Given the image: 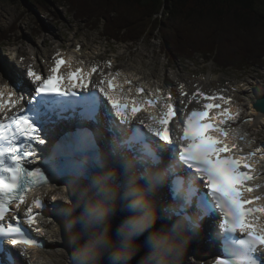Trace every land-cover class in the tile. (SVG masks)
<instances>
[{
  "label": "snow or ice",
  "instance_id": "snow-or-ice-1",
  "mask_svg": "<svg viewBox=\"0 0 264 264\" xmlns=\"http://www.w3.org/2000/svg\"><path fill=\"white\" fill-rule=\"evenodd\" d=\"M66 64L69 70L64 73L61 68ZM106 64L111 69V61ZM97 70V66L90 70L81 67L72 70L70 60L56 58L47 76L31 65L15 80L4 73L5 83L0 84V252L11 253L5 248V241L13 248L24 249L20 256H27V248L41 246L21 225L40 231L36 220L39 213L33 209H43L45 205L38 197L28 202L26 194L51 186L59 171L82 178L90 183L95 195L109 202L115 198V188L108 184L118 182L123 193L121 207L128 197H141L128 207H138L144 214L126 221L119 230L115 225L121 217L114 216L113 238L103 241L109 250L114 247L123 250L118 257H126L129 249L140 246L136 241L140 232L145 228L153 231L151 207L130 176V169L135 165L143 169L141 176L148 182L149 191L161 185L156 193L157 206L164 213L181 218L173 230L182 226L199 238L202 217L219 220L218 230L208 233V238L219 245L214 264H264V184L253 183L262 174L254 165L264 161V146L245 151L251 148L254 139H248L247 132L241 134L233 127L239 118V109L230 110L232 98L224 96L223 90L208 94L199 87L189 94L180 84L183 109H178L172 93L162 96L160 89L144 93L142 86H131L127 77L124 85L130 87L125 91L124 85L116 83L122 75L120 71L105 74L101 70V79L95 83L91 77ZM133 90L142 98H133L130 95ZM82 101L86 103L82 105ZM193 102L199 107L189 110ZM78 107L83 109L79 112L80 119L94 122L97 132L79 127L48 148L49 137L53 135L49 126L60 120H71V116L64 114L71 110L75 116ZM181 111L183 115H178ZM101 112L107 118V133L113 139L103 131ZM139 112H146L147 118L138 117ZM244 123L252 121L247 119ZM98 141L106 152L98 148ZM64 146L70 147L73 155L87 158V171L85 160L73 161L70 165L55 164L58 154L67 156L62 151ZM45 149L48 154L41 156L40 165L29 167ZM126 151L135 153L133 161L126 159ZM109 168L118 172L113 174L107 171ZM152 169L156 170L154 175L150 172ZM182 174L186 179L180 178ZM166 178L170 195L177 201L174 208H165ZM193 196L196 211L192 210ZM60 198L64 197L60 195ZM56 199L57 196H52V200ZM87 215L101 220L104 213L90 209ZM79 237L87 243L78 257H73V264H89L88 258L94 254L98 239L92 238L88 219L81 218ZM149 242L158 246L154 237ZM9 260L10 264H17L14 257L10 256ZM107 264H125V261L114 259Z\"/></svg>",
  "mask_w": 264,
  "mask_h": 264
},
{
  "label": "trees",
  "instance_id": "trees-1",
  "mask_svg": "<svg viewBox=\"0 0 264 264\" xmlns=\"http://www.w3.org/2000/svg\"><path fill=\"white\" fill-rule=\"evenodd\" d=\"M51 15L65 6L108 41L136 44L159 35L170 61L201 58L218 68L264 67V0H9ZM0 28V47L14 31Z\"/></svg>",
  "mask_w": 264,
  "mask_h": 264
},
{
  "label": "rangeland",
  "instance_id": "rangeland-1",
  "mask_svg": "<svg viewBox=\"0 0 264 264\" xmlns=\"http://www.w3.org/2000/svg\"><path fill=\"white\" fill-rule=\"evenodd\" d=\"M258 10L264 14V2L259 5ZM86 22L75 18L71 11H69L65 6H55L51 11V15L47 16L46 14L42 15L37 13V11H35L33 8L20 2L12 3L9 0H0V28L11 30L13 25L17 26V29L14 31L13 36L8 43L10 45V49L21 48L22 50H24V56H26L27 58L40 59V57H42L43 61H45V58H47V56L51 57V55L55 53L56 48L59 45H62L61 42H63L65 45L68 43L72 48L73 44L77 43L78 41H82L87 43V50L90 49V52L95 51V53H98L97 60H100L101 62L106 59L111 60L112 58H116V64H118V67H120V69L132 72L133 68L136 67L139 69L140 73H144L147 76L150 74V77L151 74H153V77H157L160 74L163 75L164 73H166L169 76L170 82H174V89L179 88L180 76L184 78L186 77V79H189L191 81H196L202 75L209 76L213 74L212 77L210 76V79H213V77H217V82L213 84V90L215 89V91H219L221 88H226L228 84H232L233 82H244L245 80L251 81L256 77L257 74H259L260 76V83H264V68H250L241 71H238L236 69L226 70L218 68L214 65L213 62L203 60L199 57L193 61H170L160 45L161 42L159 39V35H157V38L153 40L144 39L143 41L136 44L125 43L122 41L123 38L118 41H108L104 37H102V29L92 30L93 28L90 27L91 24L87 25ZM44 40L50 41L52 43V46L48 45L49 47H45L43 43ZM90 52L87 51V53ZM6 54L7 52L5 50V55ZM91 56L92 55L90 53L89 57ZM89 59L88 57L85 58L86 61H88ZM97 60H90V63H93ZM1 61L6 63L4 56H2L0 52V62ZM141 61L143 63L140 65L143 67L139 65ZM167 85L169 86V83H167ZM244 95L245 94L240 95L239 98L245 105L247 98ZM256 131H258L260 137L264 140V129H259ZM76 195L77 194L73 192L72 194H70L69 200L66 203H62V205H64L66 209V216L64 215L66 219L62 220V225L64 229L70 232V234L74 233L72 227L73 224H75V221H71V217H73L76 222L81 223V220L78 219V215L83 212V210L81 209V204L77 203L79 201L73 202V197H75ZM130 205L131 204L127 203L125 205V210H128L129 208L130 211L131 207H128ZM126 215H129V220L133 218L130 212H128ZM136 217L138 216L136 215ZM59 227L54 229L56 230ZM75 228L79 229L77 225L75 226ZM147 230L148 229L145 228L142 233L148 235L146 234ZM76 234H78L77 240L81 242V245L67 246L69 256L66 260H63L62 264H69V261L73 257H78L81 249L87 243V241L80 240L79 233ZM150 235L153 236V234ZM63 239L66 240V238H62V240ZM139 245H141V247H144L143 249L149 248L147 241H145L144 243L140 242ZM115 248L116 247L111 248V250L109 251V258H105L104 256L103 258H101L93 254L88 258L89 264H107L108 261L120 259V257L117 256L118 253ZM174 248H177L178 250L181 248L180 244L177 243V241ZM150 252L152 254L158 252V264H161V262L165 263L163 260L164 257L162 256L168 252L167 250L157 251L155 250V247H151ZM129 255L131 254H128L127 257ZM184 260L187 259H184V256H182L178 260L174 261V264H181V261L184 262ZM136 264H146V260L140 259L136 262Z\"/></svg>",
  "mask_w": 264,
  "mask_h": 264
},
{
  "label": "bare ground",
  "instance_id": "bare-ground-1",
  "mask_svg": "<svg viewBox=\"0 0 264 264\" xmlns=\"http://www.w3.org/2000/svg\"><path fill=\"white\" fill-rule=\"evenodd\" d=\"M43 43H44L45 47H47L48 45L52 46V43L50 41H48V40H44ZM77 44H79V43H75L72 46V52H73V49L75 48V46ZM60 46L61 45H59L56 48V51H55L54 54H56L60 50H62L60 48ZM19 50H20L19 52L24 53L21 48ZM86 51H87V48L84 47V44H83V47H82V50H81V54L82 55L86 54ZM90 53L92 55L91 57H89ZM90 53L87 55L88 59L90 58L88 61L97 60L98 53H95V51H91ZM77 55H78V53H77ZM50 60H51V57L47 56V58H45L44 65L39 64L38 62H30V63H31V66L33 67V69L35 71L39 72V70H40L42 72L43 71L47 72V71H49V68L52 66L51 65L49 67L48 63H51ZM69 60L74 64V67H76L77 63L80 66H84V67H87V68H91L92 66H100L101 70L105 74H107L109 72L107 70V67H106V62L107 61H105V62H103L101 64H99V62L95 61L94 64L91 63L90 65H88L86 62H83V64H81L79 61H77L76 59L72 58L71 56L69 57ZM30 63H28V64H30ZM142 63L143 62L141 61L139 63V65L142 64ZM115 67L116 68L114 70H112L111 72L114 73L116 71L122 70L120 72L122 74H128V76H129L130 80H132V82H137V81L143 82V83L149 82L152 85H158L159 89H161L160 84H163V86H167L168 88H171L172 90H174L173 89L174 82H170L169 76L166 73H164L163 75L160 74L157 77H153V74H151V77H150L149 76L150 74L147 76L144 73H140L139 69L136 68V67L133 68L132 72H129V71L124 70V69H120V67L118 68L117 64H115ZM141 67H143V66H141ZM4 68L10 74L15 73L8 67H4ZM15 69H17V68L15 67ZM97 77L101 78L100 72H98ZM0 81H2V80L0 79ZM166 82L169 83V86L167 85ZM215 82H217V80L215 81V79H210V75H209V78H206L205 82H200V83L197 80L196 81H191L189 79H186V77L185 78L182 77V76L179 77V85L183 84L185 86L186 91L189 94L194 92L196 87H199L201 85H203L204 87L213 88V84ZM195 85H197V86L194 88ZM244 86H246V87H242V88H240V86H234V87L239 88V90H240L239 95L245 94L244 96L247 97V101H248V103H247V111L248 112L246 113L245 118L254 117V122H253V124L240 125L239 128L244 133L245 132H247V133L248 132H252V131H255V130H259V129H264V115L261 114L260 112L256 111L253 108L255 100L259 96L264 94V83L261 84L260 81L254 80V81L248 82ZM179 91L180 90L177 91V95L179 96V100L178 101L180 103L181 97H180ZM175 92H176V90H175ZM207 93H210V92H207ZM210 94H212V93H210ZM243 101H245V100H243ZM193 107H196V103L195 102H193L191 105H189V110L191 108H193ZM239 110L242 111V106L241 105H239ZM233 127H236V125L233 124ZM104 133H105V135L108 136L109 139H113V137L109 136L105 131H104ZM106 151H107V149L105 148V152ZM128 159H130V156H128ZM113 170L118 171L117 169H113ZM263 179H264V177H263ZM67 184L68 183H62L61 188H57L55 190H51L50 192L49 191H41L39 193V195L42 196V197H45V198H51L52 196L55 195V196H57V205H58L57 207H65L64 205H62L64 198L61 199L60 195L66 196L68 194H72V192L68 188ZM86 184H87V182L83 183V185H86ZM261 184H264V180L261 181ZM87 185H89V187H91L90 183H88ZM134 186L141 190L142 198H143V200L145 202L148 203V205H150L153 217L156 218L157 220H159L161 223H163L164 222V220H163L164 215H162V213L160 211L161 209L157 206V203H156V193L159 192V190L161 188V185H156L152 189V191H149L148 187H146L141 182H138L137 180L134 179ZM163 187H164V185H163ZM62 189H63V192L61 193ZM132 197H134V196H132ZM135 197H137V199H141L140 196H135ZM73 198H74L73 202L79 201L78 195H76ZM81 199H82V197H80V200ZM128 199H129V197L127 198V201H128ZM127 201H123V204L126 205ZM77 203L81 204V209L83 210V212L78 215L79 216L78 219H80V220H81V218L88 219L90 228H91L92 233H93V237L92 238L93 239H98V242H97V244L95 246L94 254L99 256V257H101V258H103V256L105 258H109L110 257V254H109L110 250L106 247V245H105V243L103 241L104 240L110 241L113 238V228H114L113 217L114 216H120L121 217L120 220H119V224L115 225L117 230L122 228L124 223L129 220V217H128L129 215H126L129 212V208H128V210H125V206L124 207L120 206L121 203H122L121 198L115 202L116 206L114 208H113V206H111L109 204L102 203V202L97 203L96 201L91 202V204L90 203L89 204H83V202H77ZM193 203H195V198H193ZM90 209L102 210L103 213H104L103 219L94 220V219L88 217L87 213H88V211ZM124 213H126V214H124ZM121 214H123V215H121ZM71 218H72L71 221H75V224H73V227H72V230H74V233H71V234H70V232L68 230L64 229L63 226H61V227H59L58 229L55 230L54 229L55 227L52 228V227L48 226L45 223V221L43 220L42 221L43 232H44L43 233V238L46 240V247H45V249L43 251L32 250L31 255L36 257L38 260H42L43 261L42 264H62L63 260H66L67 257L69 256L68 255L69 251L67 250V246H79V245H81V242H78V240H77L78 239V234H76V233H79V231H80V224L81 223L76 222V220H74L73 217H71ZM76 225H77V227L79 229L75 228ZM96 226H98L101 229V231L103 229V231L105 233H102L101 231H99V228H97ZM166 228H168V227H166ZM174 234L175 233L172 231L171 227L168 228L166 234H163V237H164L163 239L165 241V244L170 249H176V248H174V246H176V239H178V238ZM152 237L153 236H151L150 234L145 235V233L140 232L139 235L136 237V241L138 243H140V242L144 243L145 241H147L148 245H149L150 238H152ZM189 237L192 238V236H189ZM62 238H66V240H64V239L62 240ZM99 238H102V239H99ZM184 238L187 239V237H184ZM67 239H69V240H67ZM186 245H191V244L188 243ZM192 245H194L197 250L202 251V252H194L193 253L192 251H190L191 246H186V247H183V248L181 247L178 251L180 253H182L183 255H185V254L189 255L188 256L189 258L187 260H184V262L187 261V264H211V262L215 258V254H216V251L213 249L212 241L205 242L203 240L202 244L193 242ZM139 248H140L142 253H144L145 249H147V248L143 249L144 247H141V245L139 246ZM115 249H116L117 253H121L123 251L119 247H116ZM128 254H131L132 256H134L133 255V249H129L128 252H127V255ZM127 255H126V257H127ZM168 255H166L167 258H165V259H169ZM119 257H120V259L123 258V256H119ZM71 263H73V258L69 261V264H71ZM155 264H158L157 261H155ZM181 264H182V261H181Z\"/></svg>",
  "mask_w": 264,
  "mask_h": 264
},
{
  "label": "water",
  "instance_id": "water-1",
  "mask_svg": "<svg viewBox=\"0 0 264 264\" xmlns=\"http://www.w3.org/2000/svg\"><path fill=\"white\" fill-rule=\"evenodd\" d=\"M255 107H256L259 111H261L262 113H264V96H262V97H260V98L257 99V102H256V104H255ZM103 200L106 201V202H109V201H107L105 198H103ZM113 201H114V199H113ZM113 201H112V202H113Z\"/></svg>",
  "mask_w": 264,
  "mask_h": 264
}]
</instances>
